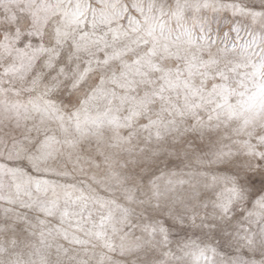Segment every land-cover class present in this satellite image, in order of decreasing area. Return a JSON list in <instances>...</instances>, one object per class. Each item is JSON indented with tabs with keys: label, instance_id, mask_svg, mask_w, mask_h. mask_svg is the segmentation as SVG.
<instances>
[{
	"label": "snow or ice",
	"instance_id": "obj_1",
	"mask_svg": "<svg viewBox=\"0 0 264 264\" xmlns=\"http://www.w3.org/2000/svg\"><path fill=\"white\" fill-rule=\"evenodd\" d=\"M0 264H264V0H0Z\"/></svg>",
	"mask_w": 264,
	"mask_h": 264
}]
</instances>
